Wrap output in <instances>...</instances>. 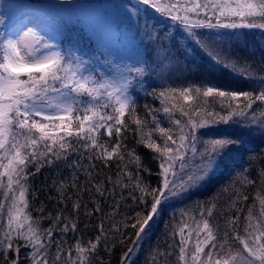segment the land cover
<instances>
[{
    "label": "snow or ice",
    "instance_id": "1",
    "mask_svg": "<svg viewBox=\"0 0 264 264\" xmlns=\"http://www.w3.org/2000/svg\"><path fill=\"white\" fill-rule=\"evenodd\" d=\"M56 3L78 5V0H56ZM137 4L153 9L161 20L170 19L178 24L213 66L244 80H258L262 87L237 91L201 83L181 88L165 87L158 93L153 88L147 94L155 96L162 108L148 109L153 126L145 133L147 121L136 116V101L132 94L135 86L143 88L146 77L181 70L180 61L187 55L179 45L173 46L170 35L155 31V25L160 22L156 17H149L147 11H143V27L138 28V34L146 38L141 43L150 46V54L135 62L130 60L123 66L122 72L114 75L93 67L97 61L109 64L103 52L91 56L74 55L63 49L62 41L57 39L67 29L63 18L57 17L50 24L33 19L21 28L6 31L3 26L8 14L0 13V150L5 153L0 157V177H7V184L0 185L6 189L0 201V257L5 264H20L21 247L31 249L26 257L31 264H60L62 259L64 264H94L102 238L107 250L110 236L119 235L121 243L128 237L121 224L125 230L131 228L135 237L122 257L121 264H128L131 254L148 236L166 204L174 200L183 201L193 191L204 187L221 166L226 168L229 163H234V154H239L246 146V136H264V112L257 117L253 111V105L258 102L264 105V59L259 61L260 70L257 72L254 61L241 56L230 44L217 43L224 40L218 31L220 29H264V0H169L167 3L137 0ZM122 7L139 21L141 8H129L127 4ZM233 18H238L241 23ZM257 20L260 22L257 23ZM199 29L217 30L216 36L203 39L195 31ZM121 32L126 30L118 24L110 27L116 42H119ZM170 95L197 101L179 109L181 117L186 119L175 118L173 108L176 106L170 108L165 103ZM201 95L212 100L200 103ZM217 102L220 110L215 107ZM145 107L148 108L147 105ZM159 112L167 115L174 127H163L157 118ZM126 115L136 125L132 131L140 135L137 143L154 152L153 159L159 161L156 175L160 182L155 188L147 185L141 177V170L148 171L150 175L152 173L143 168L136 150H128L121 143L126 138L121 133L130 130L129 122L124 119ZM153 133L159 134V143ZM104 134L110 138L115 135V142L104 141ZM8 153L12 155L9 157ZM81 154L93 162L88 168L82 167ZM73 156L77 157L75 163ZM114 158L118 161L127 158L123 167L117 165L119 171L115 176L96 170L94 161H101L103 166L110 167L108 162ZM61 164L71 167L76 173L72 177L71 188L75 191L71 196L64 192L63 183L59 186L60 203L70 200L71 204H64L55 215L49 213L46 216L41 207L37 209L41 215L33 218L26 199L28 176L32 174L28 171L29 167H35L38 172L43 166L55 165L59 168ZM128 164H135L136 172L128 169ZM78 169L83 173V186L79 183ZM259 176L264 178V168L260 169ZM244 182L256 183L247 177L241 181ZM235 183L233 180L223 186L221 193L231 191ZM13 184L16 189H13ZM137 191L141 193L139 197L136 196ZM145 196H151L150 204ZM129 197L138 205H144V210L137 211L135 217H126L118 222L120 201ZM241 199L247 201L248 197L244 195ZM259 203L260 217L255 218L254 224L253 206L247 209L243 236L239 233L241 225L237 223L239 214L233 212L225 217L226 225L223 235H220L219 225L214 229L209 223L208 218L213 215L211 209L206 204L203 207L198 205L205 235L201 237L197 223L196 241L191 250L188 243L193 233L189 231L185 237L184 229L188 225L184 218L187 211L182 212L178 232L179 261L184 264H189V261L190 264H213L215 250L214 264H222L224 245L231 239L239 241L248 253L244 257L236 250L235 255L230 257L232 262L239 257L244 264H264V199H260ZM105 207L109 211L106 212ZM229 211L233 208L230 207ZM44 219L50 222L47 228L41 227ZM93 219L97 220L94 225L96 238L86 243L77 239L65 252L63 237L70 232L77 233L81 224L84 228L93 226ZM177 226H172L173 237L177 235ZM256 231L258 235H254ZM56 233L60 234L59 240L54 239ZM112 243L115 246V239ZM209 245L211 247L205 253V247ZM53 246L55 255L50 257ZM9 252L16 253V256L10 258ZM152 252L171 255L159 248H154ZM230 260L224 259L223 264H230ZM99 264H105L104 260L101 259Z\"/></svg>",
    "mask_w": 264,
    "mask_h": 264
},
{
    "label": "trees",
    "instance_id": "2",
    "mask_svg": "<svg viewBox=\"0 0 264 264\" xmlns=\"http://www.w3.org/2000/svg\"><path fill=\"white\" fill-rule=\"evenodd\" d=\"M22 1L23 0H0V11L11 13L13 8H15L16 3ZM33 1L38 8L48 13L50 21L57 17L63 18L64 23L67 25V29L61 32L59 39L62 41V47L66 52H71L74 55L87 54L89 56L93 53L103 52L104 58L107 59L109 64L104 65L101 64L100 61H97L93 67L97 70L102 69L103 72L112 73L114 75H118L122 72L123 66L129 63L130 60L135 62L136 59L143 58L150 54V46L146 43H141V40H146V38L138 34V28L142 29L144 23L143 11L146 10L149 17H156V19L160 21L155 25V31L164 35H170L172 37L171 43L173 46L179 45L187 55L180 61L181 70H171L170 74L166 71L161 73L160 76L146 77L143 88L139 85L135 86V90L132 94L136 101V116L147 121L148 127L145 129V133H147L153 126L152 117L148 115V109L162 108L160 101L155 98V96L147 94L148 92H151L153 88H155L158 93L161 88L165 87L181 88L188 85L195 86L201 83L212 84L215 87L231 88L232 90L237 91H251L262 87L258 80H244L242 77L233 75L227 70L213 66L204 53L200 51L178 24H175L170 19L161 20L153 9L148 8L146 5L137 4V0H78V5L58 4L56 3V0ZM159 2L167 3L169 0H159ZM123 4H127L129 8L142 9L139 21L137 17H133L130 12L123 9ZM233 19L237 23H241L238 18ZM77 20L81 22L76 23ZM224 22L230 21L225 20ZM259 22L260 21L257 20V23ZM117 24L120 25L121 29L126 30V32L120 33L119 42H116L110 33V27ZM195 31H198L203 39L215 37L217 32V30L209 31L207 29H199ZM218 31L224 37V40L217 41V43H223L226 45L230 44L231 47L238 51L241 56L254 61L255 68L257 72H259V61L264 59V29L238 28L235 30L220 29ZM125 36L126 38L124 39ZM165 42L167 43L168 41ZM192 95L193 97L195 96L194 91ZM211 100V97L205 98L201 95L199 102L205 103ZM165 103L170 108H172L173 105L176 106L173 108L175 118L186 119V117H181L179 109L181 107L187 108L190 105L197 103V101L195 99L184 100L177 95H170V98L167 99ZM145 105H147L148 108H146ZM215 107L217 110H220L218 102L215 103ZM253 111H255L257 117H259L260 114L264 112V105H261L258 102L253 105ZM157 118L163 127H174L169 122L167 115L163 112L157 113ZM124 119L129 122L130 130L127 133H121L122 137L126 136V138L121 140V143L126 145L128 150H136L137 155L141 158L143 168L150 170L152 173L150 175L148 171L141 170L140 175L147 185L151 188H155L160 182V178L156 175L159 171V161L153 159L156 154L144 147L143 144L137 143L140 139V135L132 131L136 128L135 123H132L127 115ZM101 132L103 133L104 130H101ZM153 136L156 138L157 143H159V134L153 133ZM8 139L11 141V136H9ZM103 139L109 143H114L116 138L115 135L110 138L104 134ZM245 140L246 146L241 149L239 154H234V163H229L226 168L221 166L217 174L212 177L204 187L193 191L191 195L186 197L182 201V204L174 217L166 218L165 212L163 210L161 211L156 222L152 224L148 236L140 242L141 245L144 241L150 240V237H153L156 234L159 235L158 238L161 245L167 246L165 253L170 252L171 255L160 258L161 260L158 261L157 264H184V262L179 261L178 259V243L180 239L178 232L179 226H181L179 225V221L182 212L187 211V216L184 218L188 225V227H185L184 229L185 237H187L189 231H192L193 233L192 238L188 243L189 250L194 248L195 245V230L197 228V223H199V228L201 229V237H204L205 235V232L202 230L203 223L200 221L198 205L203 207L206 204L207 208L211 209L213 215L208 218L209 223L214 229L216 225H219L220 235H223V230L226 225L225 217L231 216L233 212L240 216V220L237 223L241 225L239 233L242 236L245 235L243 225L244 217L248 215V207L253 206V224L255 223V218L260 217L261 206L259 200L264 199V178L259 176V172L261 168H264V136L253 134L246 136ZM21 143H23L22 139ZM9 146L10 145H6V147ZM23 151L24 150H22V153ZM4 155V151L0 150V157H3ZM11 155L12 153H8L9 157ZM79 158L83 168H88L90 164L93 163L88 160L86 155L81 154ZM76 159L77 157L73 156V163H75ZM3 162L6 163L7 161L3 160ZM94 163L97 171H100L102 174L115 176L119 171L117 165L119 164L120 167H123L124 164L127 163V158L125 161H118L114 158L112 161L108 162L110 167L103 166L101 161H94ZM245 168L247 169L246 172L243 171ZM128 169L136 172L135 164H128ZM0 171H2V169H0ZM28 171L32 174L28 176V191L26 193V199L29 202V210L33 218L41 215V213L37 211V209H40L41 207L44 209L43 215L46 216L49 213L55 215L58 209L64 207V204H71L70 200H64L63 204L60 203L61 193L59 191L61 183L64 184V192L68 196H71L75 191V189L71 188V184L72 177L76 173H74L71 167L64 164H61L59 168L55 165L43 166L37 172L35 167L30 166ZM77 173L81 177L79 183L83 186V173L79 171V169L77 170ZM245 177L256 181V183H241V181H244ZM233 180L236 181L234 188L229 192L221 193V188L229 185ZM6 184L7 177H0V185ZM16 187L17 186L13 184V189H16ZM5 190L4 187L0 186V201L3 200V193ZM140 195L141 193L137 191L136 196L139 197ZM244 195H247V201L241 199ZM117 198L119 199V197ZM145 200L150 204L151 196H145ZM213 204H216L217 207L213 208ZM230 207L233 208V211H229ZM142 210H144V205H138L130 197L121 200L119 216L117 218L118 222L124 221L126 217H135L136 212ZM105 211L107 212L109 209L105 207ZM49 223V220L44 219L41 222V227L47 228ZM96 223L97 220L93 219V226L84 228L83 224H81L80 230L77 233L73 234L70 232L68 235L64 236L65 252H67L68 247L73 245L77 239H81L85 243L90 239H95L97 231L94 225ZM173 225H178L176 228L177 235H175V237H173L172 232ZM121 228L122 231H127L128 237L124 239L123 243H121L119 235L114 237L110 236L107 241V250L102 238V243L97 250L98 254L94 264H99L101 259L104 260L105 264H121L122 257L127 252L128 247L131 246V240L135 238L132 235L133 230L131 228L125 230L123 229L122 224ZM258 234V231L254 232V235ZM54 239L59 240L60 234L56 233ZM113 239L116 241L115 246H113L112 243ZM20 243L23 244V241L21 240ZM227 243L229 244V248L225 250L221 257L222 264L224 259L230 260V257L235 255L236 250L242 252L244 257L248 256V253L244 251L243 245L239 241L229 239ZM139 246L136 247L135 251ZM209 247H211V245L205 247V253L208 252ZM30 252L31 249L21 247L19 252L20 264H31V261L26 259V257L30 255ZM8 255L10 258H14L16 253L9 252ZM54 255L55 248L53 246L50 252V257H53ZM75 256L76 253L73 251V258H75ZM215 258L216 252L213 250V264ZM241 262L242 261H240L239 257L236 262L230 260V264H239ZM0 264H5L2 257H0ZM60 264H64L63 259Z\"/></svg>",
    "mask_w": 264,
    "mask_h": 264
},
{
    "label": "rangeland",
    "instance_id": "3",
    "mask_svg": "<svg viewBox=\"0 0 264 264\" xmlns=\"http://www.w3.org/2000/svg\"><path fill=\"white\" fill-rule=\"evenodd\" d=\"M3 12L4 11H0V13ZM12 12H7L8 17H5V25L3 26V28L6 31H12L14 28H21L23 27V24L29 23L33 21V19H37L45 24L51 23L48 13L38 8L33 0H23L20 3H16L15 8H13ZM57 39L60 40L59 36L57 37ZM181 204L182 201L176 200L166 204L162 209L165 212V217H174L175 213L178 212ZM4 223L6 224V218L4 220ZM26 227L27 225H25V228ZM0 235H2V233H0ZM158 236L159 235L156 234L153 237H150V240L144 241L132 254L128 264H157V262L161 260L160 258L167 256L156 255L154 252H152L154 248H159V250L164 253L167 250L166 245H161ZM224 248L225 250H227L229 248V244L226 243L224 245ZM239 264H244V262H241Z\"/></svg>",
    "mask_w": 264,
    "mask_h": 264
}]
</instances>
